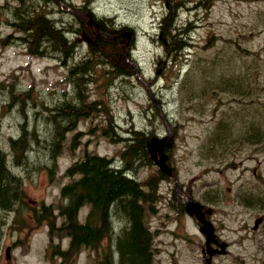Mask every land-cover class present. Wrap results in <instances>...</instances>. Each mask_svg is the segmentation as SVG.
I'll list each match as a JSON object with an SVG mask.
<instances>
[{
  "label": "rangeland",
  "instance_id": "obj_1",
  "mask_svg": "<svg viewBox=\"0 0 264 264\" xmlns=\"http://www.w3.org/2000/svg\"><path fill=\"white\" fill-rule=\"evenodd\" d=\"M65 1L73 7L85 0ZM17 5L18 0H0V149L13 176L14 198L20 199L11 208L0 207V264H59V258L48 253L47 227L33 221L32 211L41 203L55 209L61 204L60 189L72 180L65 171L86 153L116 157L113 161L118 165L123 143L102 133L106 117L100 110L80 122L59 146H49L72 112L60 110L59 104L76 101L68 71L80 58L67 62L54 58L57 53L35 52L19 42L16 25L20 21L13 16ZM89 5L106 22L105 31H135L136 40L129 46L132 56H125V45L121 52L133 73L122 76L111 71L108 63L113 60L106 59L114 50L110 45L102 55L90 53L92 41L85 40L81 31L92 27L81 16L62 11L61 15L44 13L39 19L37 9L30 16L35 21L28 25H49L48 20L57 17L80 20L81 29L71 26L76 29L71 40L85 53L83 64L92 74L89 78L80 69L75 74L83 76L87 98L106 106L118 135L130 137L141 130L169 143L165 154L166 165L174 170L171 177L159 172L152 162L154 154L136 162L130 173L144 192H151L144 220L153 235L154 264H210L200 224L186 213L187 200L206 222L199 206L219 242L227 246L224 254L213 255L211 264H264V220L253 230L255 219L264 214V0H89ZM131 38L126 34L124 40ZM80 52L76 50L79 56ZM222 65L232 78L242 73L243 82L230 88L221 85L222 79H229H217ZM212 80L219 88L211 86ZM51 121L56 125L45 144L27 137L18 144L16 155L11 152V139L34 129L43 136ZM246 125L253 130L242 133ZM159 163L170 173L163 160ZM5 199L9 200L6 206L13 202V197ZM86 212L87 208L80 211V222ZM115 220L113 216L116 234L120 226ZM60 239L52 245L59 243L66 249L68 240ZM6 247L11 248L9 259ZM100 257L101 249H85L73 264H98Z\"/></svg>",
  "mask_w": 264,
  "mask_h": 264
},
{
  "label": "trees",
  "instance_id": "obj_2",
  "mask_svg": "<svg viewBox=\"0 0 264 264\" xmlns=\"http://www.w3.org/2000/svg\"><path fill=\"white\" fill-rule=\"evenodd\" d=\"M18 0V5L14 7L13 16L20 21V25H16L20 32L17 40L23 42L34 51L47 49L49 53H57L60 58H71L73 51L78 45L71 40V36L75 33L71 25L58 26L54 22L48 20L49 25L43 22H35L28 25L29 22L35 21L30 18L33 13L39 12L41 19L45 11V7L49 4L47 0ZM1 9V8H0ZM50 10V9H49ZM25 15L29 18H24ZM38 18H35L36 20ZM168 17H163L166 23ZM15 26V25H14ZM191 32V30L189 29ZM72 32V33H70ZM102 43L101 49H96L97 44ZM106 46L105 41H96L90 47V53L102 55V49ZM106 59L110 58L113 62L108 63L111 71H115L119 75L125 76L129 72L133 73L132 66L126 63L127 58L118 55L116 50L108 53ZM102 57V56H101ZM122 59V61H121ZM87 57H83L80 61H86ZM121 62V63H120ZM222 68L217 79H222L221 85L230 88L234 83L243 82V74L238 73L235 78L226 74ZM80 69L87 72L89 78H92L91 71L87 69L83 62L76 63L71 66L68 73V80L71 82L76 101H63L59 104L60 110L71 108L72 112L64 125L63 130L59 133L57 140L50 144L51 147H57L64 142L67 133L72 132L77 127L79 121H85L89 115L96 114L98 111L106 117L105 127H102V133L107 135L111 140H116L119 144L123 143L122 150L119 152V165H115L112 158H107L97 154L86 153L81 160L76 161L65 171L66 176L71 177V181L61 187L59 195L61 204L55 209L50 205L43 203L33 211L34 221L36 224L44 223L48 227V235L51 240L57 237H65L69 239V248L62 251L58 246L53 253L63 260L72 256H77L82 249H89L97 252L101 249V257L98 264H154L152 239L153 235L145 224L144 212L145 205L149 202L151 192H144L139 182L131 177L136 162L141 163L144 159L149 160L147 153L148 140L153 136L152 132L144 134L141 130L133 131L130 137L118 135L115 131L117 125L114 124L112 116L109 114L106 106L102 103L90 100L84 93V80L82 75L75 77ZM213 71L209 75V79L213 78ZM88 78V79H89ZM87 79V80H88ZM86 83V82H85ZM211 86H215V80L211 81ZM239 94V93H237ZM20 102V99L17 98ZM92 101V102H90ZM34 103V102H33ZM40 103L39 106H41ZM103 107V109L101 108ZM24 103L22 106L23 113ZM216 112H224V110H216ZM56 125L55 121H51L46 130L45 135H40L38 129H34L29 134H21L16 139L10 140V150L16 155L18 144L26 141L30 137L35 142L45 144L47 133ZM62 125L60 122L58 126ZM241 130L242 133L252 131L246 125ZM72 140L76 141L75 136ZM13 184V176L6 167L5 154L0 149V207L11 208L15 201L20 199L14 198V190L10 186ZM155 195V192H154ZM7 197H13L11 205ZM62 201H65L62 204ZM83 208H87L83 221L80 222L78 215ZM57 211V215L54 211ZM120 226L119 233H114L112 218ZM62 218L61 224L57 226V219Z\"/></svg>",
  "mask_w": 264,
  "mask_h": 264
},
{
  "label": "flooded vegetation",
  "instance_id": "obj_3",
  "mask_svg": "<svg viewBox=\"0 0 264 264\" xmlns=\"http://www.w3.org/2000/svg\"><path fill=\"white\" fill-rule=\"evenodd\" d=\"M89 0H85L83 5L82 6H78V5H75L73 7H69L68 5H66V1L65 0H53L51 1L50 3L51 6H50V10L47 11V13L49 15H61L62 11H66V12H71L73 13L75 16H81L80 20H83L84 22H87V19H86V14L87 13H91V16L93 18V20L99 25V30H101L102 32V36L98 39H101L102 41H105V43L107 45H110L113 47L114 50H116L118 52V55L120 56L121 58V53L123 51V46L125 45L126 48L124 50L125 52V56L128 57V56H132V53L131 51H129V46L131 43L135 42L136 40V33L133 29H131V32H132V38L130 39V42H125L124 40V29H128V28H124V29H121L117 32H114V33H107V31H105V28L103 25H107L106 22H103L101 19L97 18L95 15H94V11L92 9V7L87 6ZM77 6V7H76ZM83 16V17H82ZM85 17V18H84ZM87 17H89V15H87ZM79 20V21H80ZM77 23V21L75 19H70V20H64V19H60V17H57L55 18V20H53L52 22H54V25H79V29H81V26L82 23ZM89 25H94L92 24L89 20L87 22ZM112 25H127L125 23H118L116 24L115 22L112 24ZM72 30L75 32V28H72ZM98 32L97 30L95 29H84L81 31L82 33V37L85 39V40H88L89 41V38L91 39V41L93 42V39H92V34H94V36L96 35V33ZM88 32V34L86 33ZM120 32H122V36H120ZM72 33V32H71ZM73 34V33H72ZM100 34V33H99ZM89 35V36H87ZM110 35H112V38L113 39H110ZM94 43V42H93ZM79 47V46H78ZM80 48L79 47V51H80ZM82 56H84L83 54H81ZM79 58V54L77 55L76 54V50L73 51V54L71 56V58H63L65 61L67 62H70V61H73V60H76ZM72 92L74 93V89L72 90ZM161 156V155H159ZM174 170H172V174H173ZM173 178L175 179V176L173 175ZM263 214L260 215V217L262 216ZM206 252H207V249H206Z\"/></svg>",
  "mask_w": 264,
  "mask_h": 264
},
{
  "label": "water",
  "instance_id": "obj_4",
  "mask_svg": "<svg viewBox=\"0 0 264 264\" xmlns=\"http://www.w3.org/2000/svg\"><path fill=\"white\" fill-rule=\"evenodd\" d=\"M87 15H89V18H90V20L89 21H93L92 19H91V15L90 14H86V16ZM93 24H94V21H93ZM89 26H91V25H89ZM94 26L96 27V29H98V25L97 24H94ZM124 34L126 35V34H130V37H131V33L129 32V31H127V30H125L124 31ZM99 36V35H98ZM128 40H130V39H128ZM154 140L155 139H152V141L149 143V147L151 146V145H153L154 144ZM166 141V140H165ZM165 141H164V143H162V144H160L159 145V147H161L162 149H159V150H154V151H152V155H151V157H153V154L155 155V159H153L152 161H154V162H156V163H158V165L159 166H161L160 165V161H162L163 160V162H164V166H165V161H166V156L165 155H163L162 153H163V151H164V149H168L169 147H170V145H169V143L168 144H165ZM153 142V143H152ZM155 142H156V140H155ZM159 153H161V159L162 160H160V159H158V157H157V155L159 154ZM164 156V157H163ZM155 165V164H154ZM156 166V165H155ZM156 167H158V166H156ZM162 167V166H161ZM163 168V167H162ZM164 170V169H163ZM167 171V170H166ZM167 173H168V171H167ZM168 174H170V173H168ZM200 213H201V211L200 210H198ZM190 215H192V214H190ZM201 215L203 216V218H204V215L201 213ZM263 218H264V216H262V217H259V218H257L256 220H255V222H254V227H253V230H256L257 228H258V226H259V224L263 221ZM201 220V219H200ZM204 220H205V218H204ZM204 222V221H203ZM205 223V226H206V224H208V226H209V228H210V232H211V242H213V243H217V241L215 240V236H214V234H213V228H212V226H211V224L209 223V222H204ZM210 224V225H209ZM203 231H204V228H203ZM207 231V230H206ZM205 236H206V238H209L210 237V235H209V233H207V232H202ZM210 241H209V243H208V247L210 248V243H211ZM220 248H221V251L219 252L220 254H223L224 253V251H225V245H220ZM9 250H10V248H7V250H6V254H7V257H8V254H9ZM214 253H216V251H214ZM213 253V254H214ZM212 254V255H213ZM212 255H209V262H210V260H211V257H212Z\"/></svg>",
  "mask_w": 264,
  "mask_h": 264
},
{
  "label": "bare ground",
  "instance_id": "obj_5",
  "mask_svg": "<svg viewBox=\"0 0 264 264\" xmlns=\"http://www.w3.org/2000/svg\"><path fill=\"white\" fill-rule=\"evenodd\" d=\"M91 26H93V27H95L94 25H91ZM96 28V27H95ZM71 33V32H70ZM124 35V38L126 39V35L125 34H123ZM75 50H78L79 51V47H76L75 49H74V51ZM80 52V51H79ZM81 53V52H80ZM81 54H83L84 56H79V58H80V60H81V58H83V57H85L86 55H85V53H81ZM92 102V101H91ZM81 121H79V122H77L78 124L80 123ZM166 140V138L164 139H162V140H158V141H156L153 145H151L150 147H149V149H148V151H149V157H150V159H151V155H152V151H154V150H159V149H162L161 147H159V145L160 144H162V143H164V141ZM159 155H161V153H159ZM160 160H162V159H160ZM156 166H158V168L163 172V173H165L166 175H169L168 173H167V171L166 170H163V168L161 167V166H159L158 165V163H156V162H154V161H152ZM197 208H198V206H197ZM194 209H195V206H194V203H192V202H190V201H186L185 202V210H186V212L188 213V214H192V215H194L195 216V218L197 219V221L199 222V223H201V228H200V231L201 232H207V233H209V235H210V237L212 236L211 235V232L209 231V230H207V231H203V228L205 227V223L202 221V220H200V218H199V214L196 212V211H194ZM199 209V208H198ZM208 238H206V243H205V246H206V249H207V252H206V254H208L209 255V251H208V249H209V247H208ZM211 242V241H210Z\"/></svg>",
  "mask_w": 264,
  "mask_h": 264
}]
</instances>
